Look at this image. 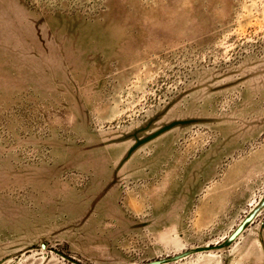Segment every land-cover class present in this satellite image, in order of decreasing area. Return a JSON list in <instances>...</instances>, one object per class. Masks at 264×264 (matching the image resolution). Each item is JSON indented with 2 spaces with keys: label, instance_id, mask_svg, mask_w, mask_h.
<instances>
[{
  "label": "rangeland",
  "instance_id": "rangeland-1",
  "mask_svg": "<svg viewBox=\"0 0 264 264\" xmlns=\"http://www.w3.org/2000/svg\"><path fill=\"white\" fill-rule=\"evenodd\" d=\"M0 264H264V0H0Z\"/></svg>",
  "mask_w": 264,
  "mask_h": 264
}]
</instances>
